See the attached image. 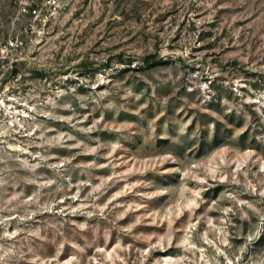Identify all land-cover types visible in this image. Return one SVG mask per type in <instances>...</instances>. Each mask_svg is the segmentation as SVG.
<instances>
[{
	"label": "rangeland",
	"instance_id": "1",
	"mask_svg": "<svg viewBox=\"0 0 264 264\" xmlns=\"http://www.w3.org/2000/svg\"><path fill=\"white\" fill-rule=\"evenodd\" d=\"M261 94L264 0H0V264H264Z\"/></svg>",
	"mask_w": 264,
	"mask_h": 264
},
{
	"label": "clouds",
	"instance_id": "2",
	"mask_svg": "<svg viewBox=\"0 0 264 264\" xmlns=\"http://www.w3.org/2000/svg\"><path fill=\"white\" fill-rule=\"evenodd\" d=\"M264 95V94H261ZM230 161H226L223 164H221L219 166V175H217L215 172H211V171H203L201 170L200 176L198 177V179H203V180H208L210 178H214V179H221L223 177V174L225 172H228V169L226 167L227 163H229ZM230 174V173H229Z\"/></svg>",
	"mask_w": 264,
	"mask_h": 264
},
{
	"label": "trees",
	"instance_id": "3",
	"mask_svg": "<svg viewBox=\"0 0 264 264\" xmlns=\"http://www.w3.org/2000/svg\"><path fill=\"white\" fill-rule=\"evenodd\" d=\"M155 57H156V56H154V55H147L146 57H144L143 60H144L146 63H150V61H153V63H155V62H157V60L155 59ZM12 72L15 73L16 70L13 69Z\"/></svg>",
	"mask_w": 264,
	"mask_h": 264
}]
</instances>
